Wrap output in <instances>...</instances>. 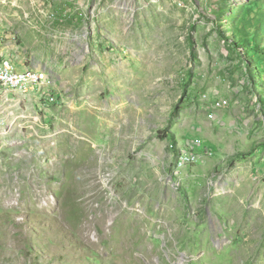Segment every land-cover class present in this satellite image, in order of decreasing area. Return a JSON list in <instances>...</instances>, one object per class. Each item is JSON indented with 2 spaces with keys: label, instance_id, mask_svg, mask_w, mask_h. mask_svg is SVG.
I'll return each instance as SVG.
<instances>
[{
  "label": "rangeland",
  "instance_id": "1",
  "mask_svg": "<svg viewBox=\"0 0 264 264\" xmlns=\"http://www.w3.org/2000/svg\"><path fill=\"white\" fill-rule=\"evenodd\" d=\"M10 58L0 264H264V0H0Z\"/></svg>",
  "mask_w": 264,
  "mask_h": 264
},
{
  "label": "bare ground",
  "instance_id": "2",
  "mask_svg": "<svg viewBox=\"0 0 264 264\" xmlns=\"http://www.w3.org/2000/svg\"><path fill=\"white\" fill-rule=\"evenodd\" d=\"M1 66H2V61L0 63V74H1ZM3 69H9L10 75L14 78H16L14 80V84H5V78H0V91L3 92H8V91H16V92H22V94L29 92V91H36V89H31L30 87L34 86V79L39 78L38 79V87L42 84H44V79L42 74L40 73L39 70L37 69H33V68H24V69H20L18 68L16 65H12V60L10 59H4L3 60ZM42 77V78H41ZM4 118L0 117V130L3 128V124H4ZM5 126V125H4ZM91 191V190H90ZM101 195V194H99ZM105 195V193H104ZM92 197V196H91ZM98 197V196H97ZM97 199V198H96ZM95 199V200H96ZM111 199V198H110ZM110 201V200H109ZM95 202V201H94ZM100 204V203H99ZM101 205V204H100ZM102 206V205H101ZM107 206V204L105 205ZM97 207V206H96ZM100 207V206H99ZM93 208V207H92ZM91 208V209H92ZM107 208V207H106ZM99 209V208H98ZM102 209V208H101ZM94 210V208H93ZM96 210V209H95ZM97 211V210H96ZM90 212V211H89ZM101 213V212H100ZM95 214V213H94ZM105 214V213H104ZM102 215V213L100 214ZM85 216V215H84ZM94 218H92L93 220H96L97 222L99 221V219H105L104 217L100 218V216H97V214H95ZM105 216V215H104ZM87 220V219H86ZM91 220V218H90ZM85 221V220H84ZM92 221V220H91ZM101 222V221H100ZM89 223V222H88ZM91 223V222H90ZM89 223V224H90ZM93 223V222H92ZM91 223V224H92Z\"/></svg>",
  "mask_w": 264,
  "mask_h": 264
},
{
  "label": "built area",
  "instance_id": "3",
  "mask_svg": "<svg viewBox=\"0 0 264 264\" xmlns=\"http://www.w3.org/2000/svg\"><path fill=\"white\" fill-rule=\"evenodd\" d=\"M3 58H9V57H3ZM12 65H16V63L13 60H12ZM0 78H5V84H14V80L16 79V78H14V77H12L10 75L9 69H3V59H2V66H1ZM38 79L39 78L34 79V86L33 87H30L31 89L38 88ZM0 124H1V122H0Z\"/></svg>",
  "mask_w": 264,
  "mask_h": 264
}]
</instances>
